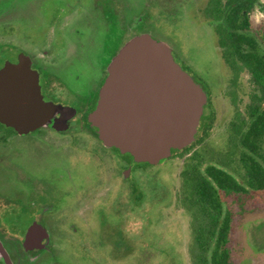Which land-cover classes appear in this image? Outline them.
Wrapping results in <instances>:
<instances>
[{
	"label": "flooded vegetation",
	"instance_id": "flooded-vegetation-1",
	"mask_svg": "<svg viewBox=\"0 0 264 264\" xmlns=\"http://www.w3.org/2000/svg\"><path fill=\"white\" fill-rule=\"evenodd\" d=\"M44 1L0 0V70L6 63L29 61L43 100L75 115L66 124L52 120L23 133L0 123V245L5 252L0 264H69L68 253L92 264V258L105 256L115 264L131 255L127 241L112 228L117 220L101 210L89 215L82 209L91 210L103 189L114 190L119 174L131 196L132 170L141 164L105 146L88 114L97 105L112 58L131 38L147 34L155 20L149 11L158 12L169 0H57L48 10ZM135 2L141 11L134 14ZM164 11L157 15V28L169 22L170 12ZM10 15L13 39L5 41ZM36 23L43 26L42 42L31 44L35 37L24 36ZM169 39L171 47L164 43L185 70L177 42ZM86 225L103 227L107 235L85 232Z\"/></svg>",
	"mask_w": 264,
	"mask_h": 264
},
{
	"label": "rangeland",
	"instance_id": "rangeland-1",
	"mask_svg": "<svg viewBox=\"0 0 264 264\" xmlns=\"http://www.w3.org/2000/svg\"><path fill=\"white\" fill-rule=\"evenodd\" d=\"M44 2L47 10L58 4L57 0ZM208 2L209 0H169L164 8L159 6L158 12L156 9L149 11V15L155 20H160L161 16L157 15L163 10L164 13L170 12L169 19L167 18L169 22H164V28L155 27V20H152L153 26L146 33L170 47L172 43L169 37L174 38L182 60L180 64L194 81L201 85L206 94L208 93L215 116L209 135L191 151L170 157L155 166L147 167L141 164L133 167V186H145L147 177L154 178L164 189L165 197L162 201L133 207L128 183L124 184L119 174L114 190L110 187V190L103 189L100 196L96 197L91 210H88V205L82 209L88 211L89 215L101 210L107 216L111 214L112 221L117 220V225L112 227L110 220L106 226L109 224L107 228L112 227L120 238L127 241L124 242V247H131V255L126 260L117 258L115 264H195L194 256L197 252L192 239L191 217L178 202L180 173L192 155L202 166L218 165L242 184L246 181L245 171L239 159V147L232 138V123L236 124L238 119L246 120L249 105L252 103L251 97L259 91L246 70L239 74L236 85L232 84L233 76L221 58L214 28L205 15ZM259 2L264 4V0ZM133 10L134 14L141 11L139 2L133 3ZM8 17L4 25L5 41H12L14 18L12 15ZM249 20L251 28L264 38V12L257 7L253 8ZM34 27L33 33H27L24 37L32 35L28 41L36 39L30 43L39 44L42 42L43 26L36 23ZM262 154L264 155V142ZM231 213L228 243L230 264H264V191L254 192L252 200L248 201L243 209L237 205L232 206ZM84 229L85 232L94 231L107 235L106 230L100 226L94 228L86 225ZM72 248L70 245L69 249ZM66 257L69 264H92L88 259L74 257L69 253ZM100 258L97 256L91 261L93 264H114L107 261L105 256Z\"/></svg>",
	"mask_w": 264,
	"mask_h": 264
},
{
	"label": "water",
	"instance_id": "water-1",
	"mask_svg": "<svg viewBox=\"0 0 264 264\" xmlns=\"http://www.w3.org/2000/svg\"><path fill=\"white\" fill-rule=\"evenodd\" d=\"M207 100L170 48L141 34L112 58L88 122L105 146L134 163L155 166L195 142ZM74 115L71 108L43 100L29 61L6 63L0 70V123L23 133L52 120L66 124ZM3 255L0 245V259Z\"/></svg>",
	"mask_w": 264,
	"mask_h": 264
},
{
	"label": "trees",
	"instance_id": "trees-1",
	"mask_svg": "<svg viewBox=\"0 0 264 264\" xmlns=\"http://www.w3.org/2000/svg\"><path fill=\"white\" fill-rule=\"evenodd\" d=\"M255 7L264 12V4L259 0H209L205 10L214 28L221 58L233 76L232 84L236 85L239 74L246 70L259 92L251 97L246 120L232 123V138L239 147L245 183L218 165L202 166L194 155L180 173L178 202L191 217L197 252L195 264H230L231 207L237 205L243 209L254 192L264 191V43H261L264 38L251 28L249 14ZM214 116L208 95L195 142L181 151L173 150L171 157L181 156L201 144L212 130ZM147 179V185L133 186V207L164 199L161 185L154 178Z\"/></svg>",
	"mask_w": 264,
	"mask_h": 264
}]
</instances>
